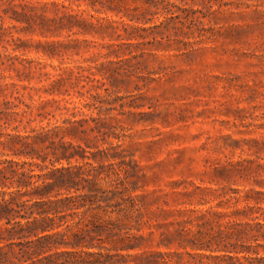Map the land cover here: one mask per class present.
Segmentation results:
<instances>
[{
	"label": "rangeland",
	"instance_id": "1",
	"mask_svg": "<svg viewBox=\"0 0 264 264\" xmlns=\"http://www.w3.org/2000/svg\"><path fill=\"white\" fill-rule=\"evenodd\" d=\"M17 136L0 157L84 169L81 209L18 239L23 261L195 264L191 242L264 208V0H0V141Z\"/></svg>",
	"mask_w": 264,
	"mask_h": 264
},
{
	"label": "trees",
	"instance_id": "2",
	"mask_svg": "<svg viewBox=\"0 0 264 264\" xmlns=\"http://www.w3.org/2000/svg\"><path fill=\"white\" fill-rule=\"evenodd\" d=\"M49 132L34 140H47ZM10 141H0V146L13 149ZM32 138V139H33ZM56 156L50 165L42 166L36 161L24 162L23 153L17 149L12 154L0 157V264H28L23 261L24 255H33L35 251L17 250L18 239L28 233L29 236L51 239L60 235V223L67 216L81 209L79 202L78 182L82 179L84 169L61 167L63 159ZM65 157V158H64ZM18 158V159H17ZM93 171H98L92 164ZM38 169L40 173H37ZM81 181V180H80ZM92 181L91 185H98ZM75 190V193L72 192ZM67 192V193H65ZM264 193H259V195ZM260 201V200H257ZM252 205L250 200L243 209H237L234 217L225 225V230L210 237V241H193L190 247L194 253L188 255L195 264H264V208ZM78 213V212H77ZM43 236V237H40ZM237 240V244L230 243ZM239 242L240 249H238ZM32 243V242H31ZM254 243L255 245H248ZM233 247V248H230ZM157 255L146 259L148 264H170V256L158 255L161 261L155 260ZM207 260V262H206ZM58 264L52 257L47 264Z\"/></svg>",
	"mask_w": 264,
	"mask_h": 264
}]
</instances>
